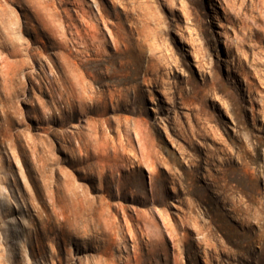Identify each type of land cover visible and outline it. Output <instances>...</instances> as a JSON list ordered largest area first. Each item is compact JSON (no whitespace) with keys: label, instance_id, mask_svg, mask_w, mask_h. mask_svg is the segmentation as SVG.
Masks as SVG:
<instances>
[{"label":"rangeland","instance_id":"rangeland-1","mask_svg":"<svg viewBox=\"0 0 264 264\" xmlns=\"http://www.w3.org/2000/svg\"><path fill=\"white\" fill-rule=\"evenodd\" d=\"M0 264H264V0H0Z\"/></svg>","mask_w":264,"mask_h":264}]
</instances>
